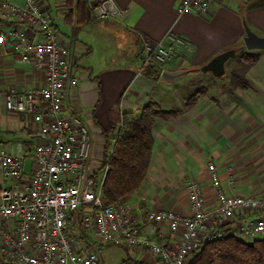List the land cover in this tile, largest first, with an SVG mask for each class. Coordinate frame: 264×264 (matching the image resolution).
Listing matches in <instances>:
<instances>
[{
  "label": "crops",
  "instance_id": "0c3cea01",
  "mask_svg": "<svg viewBox=\"0 0 264 264\" xmlns=\"http://www.w3.org/2000/svg\"><path fill=\"white\" fill-rule=\"evenodd\" d=\"M37 1L51 18L61 42L77 55L78 85L67 91L63 112L78 115L91 125L93 150L95 146L103 149V132L116 128L124 111L137 114L149 103L163 110L182 109L173 87L159 82V74L137 73L141 36L156 42L171 33L187 44L182 62L177 57L164 68L170 71L201 67L224 50L238 49L243 43V21L264 37V0H215L206 16L186 13L180 17L176 15L180 0H111L119 13L104 19L97 18L92 8L107 0H84L87 19L75 28L70 8L74 10L77 0L70 1L71 7L67 0ZM125 38L136 47L133 58L119 54ZM246 80L247 86L233 94L210 95L207 88L206 95L188 111L154 122L149 168L140 187L126 200L134 207L136 221L142 223L149 210L186 214L185 183L190 179L200 183L205 207L213 210L216 196L208 178L210 163L225 194L264 195V51L248 70ZM43 84L42 71L20 62L0 46V145L12 154L25 155V163L36 142V127L24 115L7 111L5 96ZM30 163L26 164L27 173ZM147 230L142 225L141 237ZM122 251L139 264H157L145 250Z\"/></svg>",
  "mask_w": 264,
  "mask_h": 264
},
{
  "label": "built area",
  "instance_id": "2783aa9c",
  "mask_svg": "<svg viewBox=\"0 0 264 264\" xmlns=\"http://www.w3.org/2000/svg\"><path fill=\"white\" fill-rule=\"evenodd\" d=\"M214 1L180 0L176 15L206 16ZM92 10L100 19L119 13L111 0ZM139 44V74L156 63L163 70L177 57L182 62L187 45L171 33ZM0 46L44 73L42 86L5 96V109L27 117L37 134L28 173L25 155L0 145V264H101L98 248L104 246L145 250L157 264H186L205 243L225 234L245 243L264 237V195L225 194L211 163L213 210L206 209L193 179L185 183L186 214L149 210L139 223L126 200L105 205L107 168L96 180L97 169H89L93 133L85 119L63 112L67 91L78 85L77 55L61 42L37 0H0ZM141 224L148 227L145 237Z\"/></svg>",
  "mask_w": 264,
  "mask_h": 264
},
{
  "label": "trees",
  "instance_id": "16d2710c",
  "mask_svg": "<svg viewBox=\"0 0 264 264\" xmlns=\"http://www.w3.org/2000/svg\"><path fill=\"white\" fill-rule=\"evenodd\" d=\"M67 1V5H70L72 0ZM70 11L76 25L80 27L87 19L88 4L84 0H77L74 10L71 7ZM68 18H71V14L67 15ZM141 38L151 42L144 36ZM241 49H244L243 44L236 52ZM260 52L247 51L239 55V67L230 72V85L233 89L246 87V74L258 62ZM162 68L163 65L156 63L146 70V74H159ZM206 92L207 89L204 88L190 93L181 110H163L158 105L149 103L138 114L124 111L118 127L111 126L103 132L104 160L92 175V179L96 180L98 174L107 168L102 194L105 205L127 200L142 184L151 158L153 146L151 130L154 122L167 121L188 111L199 98L206 95ZM157 241L160 242L158 239ZM126 262L139 264L132 260ZM188 264H264V237L245 243L225 234L219 239L205 243L200 251L192 255Z\"/></svg>",
  "mask_w": 264,
  "mask_h": 264
},
{
  "label": "rangeland",
  "instance_id": "374dc122",
  "mask_svg": "<svg viewBox=\"0 0 264 264\" xmlns=\"http://www.w3.org/2000/svg\"><path fill=\"white\" fill-rule=\"evenodd\" d=\"M16 3H19L20 0H15ZM52 2V0H50ZM53 14V13H52ZM66 22V21H65ZM66 26H68L67 22L65 23ZM74 25V28L76 27V21L72 24ZM71 26V27H72ZM56 31V29H54ZM57 33V31H56ZM58 34V33H57ZM59 36V34H58ZM136 37H131L130 39L133 41ZM126 41H128V38H125V41H123L120 45L119 54H127L128 58H133L135 56L136 47L127 44ZM125 44V45H124ZM243 44V43H242ZM131 46V49H130ZM248 50L241 49L237 50L235 56L233 58H230L226 64H225V74L221 78H214L211 74H202L201 72H191L188 73L185 76H182L179 78L180 80L176 83L170 84L171 87H173L174 90V97L176 101L178 100L181 102V105L184 103V101L187 99L188 95L192 92H194L196 89H209L211 90L210 95H215L216 92H223L226 94H233L235 89H233L230 85V72L234 68L239 67V55L247 52ZM180 66H183L182 68H185V62L181 63ZM139 72V66H137V73ZM146 71H144L142 74H145ZM247 86V85H246ZM181 105H175L177 108H180ZM182 108V107H181ZM138 114V113H137ZM84 119V118H83ZM88 123V122H87ZM91 131V125L88 123ZM118 127V126H117ZM93 133V131H92ZM94 138V135H93ZM106 144V142H105ZM99 147H102V145H97ZM104 145L103 149H99L98 147H94V150L92 152V157L90 161V171H95L98 169V167L101 165V163L104 160ZM30 159H28L29 162ZM26 162V161H25ZM27 162V163H28ZM26 163V164H27ZM99 249V255L101 258V264H128L127 262H122L121 258L130 260V258L123 253L122 248L118 246H104L100 247ZM188 264V262L186 263Z\"/></svg>",
  "mask_w": 264,
  "mask_h": 264
},
{
  "label": "water",
  "instance_id": "95a60500",
  "mask_svg": "<svg viewBox=\"0 0 264 264\" xmlns=\"http://www.w3.org/2000/svg\"><path fill=\"white\" fill-rule=\"evenodd\" d=\"M244 37L243 47L248 51H264V37L255 34L243 21ZM236 53V49H227L212 57L201 67L192 69H176L173 71L163 69L160 71L158 80L163 84L176 83L179 78L191 72L211 74L214 78H221L225 74V64Z\"/></svg>",
  "mask_w": 264,
  "mask_h": 264
}]
</instances>
